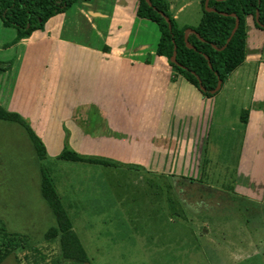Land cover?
<instances>
[{"label": "rangeland", "instance_id": "rangeland-1", "mask_svg": "<svg viewBox=\"0 0 264 264\" xmlns=\"http://www.w3.org/2000/svg\"><path fill=\"white\" fill-rule=\"evenodd\" d=\"M52 62L46 54L38 63L48 71ZM248 70L204 103L194 150L127 153L130 163L121 153L109 158L121 165L103 166L59 159L65 139L51 133L48 167L87 253L83 264H264V128L240 121L252 105L256 69ZM156 163L165 166L155 173ZM41 164L25 128L0 119V264H57L58 242L44 236L55 219L40 193Z\"/></svg>", "mask_w": 264, "mask_h": 264}, {"label": "crops", "instance_id": "crops-1", "mask_svg": "<svg viewBox=\"0 0 264 264\" xmlns=\"http://www.w3.org/2000/svg\"><path fill=\"white\" fill-rule=\"evenodd\" d=\"M166 2L180 27L189 29L199 23L201 0ZM136 7L137 2L132 0L79 1L49 18L43 29L12 45L9 43L16 31L0 20V62L7 64L0 69V104L26 117L28 121L22 118L45 148L52 133L61 140L68 137L70 147L80 154L115 155L122 157L119 161L130 163L127 153L151 155L169 147H198L203 140L197 136V123L203 118L204 103L225 84L229 86L236 77L233 74L243 76L255 66L252 105L246 108L247 122L241 123L247 127L257 119L264 128V32L254 26L253 19L247 24L244 62L229 74L214 96L205 97L156 53L158 28L147 23L152 21L139 18ZM48 42L53 43V50H40V45L47 46ZM46 54L53 60L48 71V65L42 68L38 63ZM97 122L102 123L99 134L91 132ZM179 125L182 140L177 133ZM115 146L118 150L111 149ZM162 165L156 163L148 169L156 173ZM70 187L73 189L72 184ZM72 189H68L70 193Z\"/></svg>", "mask_w": 264, "mask_h": 264}, {"label": "trees", "instance_id": "trees-1", "mask_svg": "<svg viewBox=\"0 0 264 264\" xmlns=\"http://www.w3.org/2000/svg\"><path fill=\"white\" fill-rule=\"evenodd\" d=\"M89 0H0V20L5 27H12L16 34L9 44H15L29 37L34 31L44 28L45 23L56 14L65 12L74 3ZM201 0L202 14L199 23L192 27L185 40V29L172 17L166 0H136V15L156 24L159 38L156 53L164 56L175 71L197 87L203 96L212 97L218 81L221 84L229 74L245 60L247 53V17L251 16L254 26L264 32V0ZM170 20V25L166 20ZM234 34L228 40L236 24ZM176 47V63L171 61ZM7 68L0 62V69ZM248 109L240 112V121L248 120ZM0 119L22 125L35 148L40 166V193L50 208L55 226L44 234L48 240H55L59 246L57 264H83L89 261L83 244L73 228L72 219L59 195L49 167L47 151L43 141L31 129L20 114L6 110L0 104ZM71 162H85L103 166L121 165L119 162L101 156L84 155L74 151L68 137L58 156ZM49 166V167H48Z\"/></svg>", "mask_w": 264, "mask_h": 264}, {"label": "water", "instance_id": "water-1", "mask_svg": "<svg viewBox=\"0 0 264 264\" xmlns=\"http://www.w3.org/2000/svg\"><path fill=\"white\" fill-rule=\"evenodd\" d=\"M147 1L149 2V0H147ZM207 2H208V0L205 1V6H206V8H207ZM207 9H209V8H207ZM166 20L168 21V23H169V25H170V20H169V18H168L167 16H166ZM238 24H239V20H238V18L236 17V24H235V27H234V29L232 30L231 35L229 36L228 40H229V39L231 38V36L234 34L235 30H236L237 27H238ZM192 31H194L192 28H189V29H186V30H185L184 35H185V40H186V41H187V34H188V32H192ZM175 55H176V47H175L174 52H173V55H172V57H171V61H172L173 63H176ZM220 86H221V80L218 81V85H217V87H216L215 90L219 89Z\"/></svg>", "mask_w": 264, "mask_h": 264}]
</instances>
